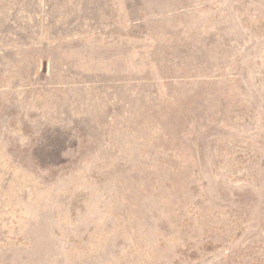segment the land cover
Masks as SVG:
<instances>
[{
  "label": "rangeland",
  "instance_id": "rangeland-1",
  "mask_svg": "<svg viewBox=\"0 0 264 264\" xmlns=\"http://www.w3.org/2000/svg\"><path fill=\"white\" fill-rule=\"evenodd\" d=\"M0 264H264V0H0Z\"/></svg>",
  "mask_w": 264,
  "mask_h": 264
}]
</instances>
